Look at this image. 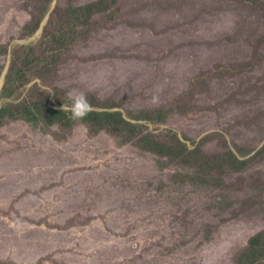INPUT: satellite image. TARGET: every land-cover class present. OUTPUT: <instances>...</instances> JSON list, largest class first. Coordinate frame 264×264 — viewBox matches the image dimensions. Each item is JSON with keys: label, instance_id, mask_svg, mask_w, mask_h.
<instances>
[{"label": "rangeland", "instance_id": "obj_1", "mask_svg": "<svg viewBox=\"0 0 264 264\" xmlns=\"http://www.w3.org/2000/svg\"><path fill=\"white\" fill-rule=\"evenodd\" d=\"M3 107L0 264H264V0H0Z\"/></svg>", "mask_w": 264, "mask_h": 264}, {"label": "trees", "instance_id": "obj_2", "mask_svg": "<svg viewBox=\"0 0 264 264\" xmlns=\"http://www.w3.org/2000/svg\"><path fill=\"white\" fill-rule=\"evenodd\" d=\"M5 89V87H4ZM27 109V114H26V118L27 119H33L35 117V113L33 112V109L30 105L26 106ZM54 113L57 114H67V112H62L61 110H55ZM165 114H168V112H164ZM7 115H13V114H9L8 113V109L6 107H3L0 109V123L2 121V119H4V117H6ZM68 116V114H67ZM138 117V120H155L157 117H165L164 114H151V113H147L146 116H142ZM67 118V117H66ZM83 121H87V123H96L97 125H100L101 127H107L109 129H124L126 130L125 135H127L130 132H133V130L138 126V122H134L131 121L130 119H127L121 112H115V111H100V110H92L85 118ZM116 126V127H115ZM137 132H134L132 134H129L131 138L138 137L139 134H137ZM147 139L149 141H151L150 147L151 149L159 152V153H164L166 155H177L179 154L181 151H179V147H178V143H183L184 141L181 139V137L177 134V141L175 142V144L172 143H167V142H160L157 141L155 137L153 136H149L147 137ZM185 143V142H184ZM187 144V143H186ZM154 145V146H153ZM188 145V144H187ZM215 156H219V155H215ZM233 163L236 162V158L232 159ZM184 163H192V164H200V170L202 173H204V177L206 179V175L209 172V168H206L202 165V163L200 162L199 158L196 157L194 160H186ZM217 177L218 176H214L213 182H217ZM206 182V180H204ZM264 240V235H258L256 237H254L250 244L252 246V249L254 251H257V249L260 247V245L262 244Z\"/></svg>", "mask_w": 264, "mask_h": 264}, {"label": "clouds", "instance_id": "obj_3", "mask_svg": "<svg viewBox=\"0 0 264 264\" xmlns=\"http://www.w3.org/2000/svg\"><path fill=\"white\" fill-rule=\"evenodd\" d=\"M67 99L70 103L63 104L61 111L70 113L71 119L74 121H83L84 118L93 110V106L90 104L84 93L74 95L70 92L67 95Z\"/></svg>", "mask_w": 264, "mask_h": 264}]
</instances>
